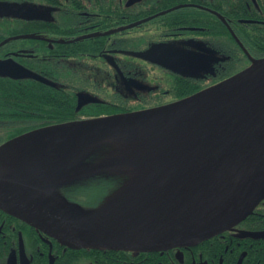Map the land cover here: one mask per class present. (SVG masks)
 <instances>
[{
  "label": "flooded vegetation",
  "instance_id": "1",
  "mask_svg": "<svg viewBox=\"0 0 264 264\" xmlns=\"http://www.w3.org/2000/svg\"><path fill=\"white\" fill-rule=\"evenodd\" d=\"M263 58L264 0H0V145L165 105ZM0 264H264V197L223 231L154 251L73 248L0 207Z\"/></svg>",
  "mask_w": 264,
  "mask_h": 264
},
{
  "label": "water",
  "instance_id": "2",
  "mask_svg": "<svg viewBox=\"0 0 264 264\" xmlns=\"http://www.w3.org/2000/svg\"><path fill=\"white\" fill-rule=\"evenodd\" d=\"M162 130L180 131L181 139L143 179L133 155H121L119 139ZM106 143L111 148L100 151ZM55 152L38 165L13 166ZM107 173L121 175L123 185L97 207L58 191ZM263 197L264 58L165 105L71 120L0 145V207L73 248L154 251L194 244L237 223Z\"/></svg>",
  "mask_w": 264,
  "mask_h": 264
},
{
  "label": "bare ground",
  "instance_id": "3",
  "mask_svg": "<svg viewBox=\"0 0 264 264\" xmlns=\"http://www.w3.org/2000/svg\"><path fill=\"white\" fill-rule=\"evenodd\" d=\"M181 132L176 131H156V132H144L128 137L127 141L130 146L137 150V154H134L132 157V164L143 171V175L140 177L146 179L150 177L148 169L154 168L156 165L162 166V159L167 152L169 146L174 144V140L179 141L181 139ZM57 152L55 153H46L40 156L26 159L20 163H16L13 166H31L38 165L42 162L48 161L53 157H56ZM143 169V170H142ZM139 190H132L131 193H138Z\"/></svg>",
  "mask_w": 264,
  "mask_h": 264
},
{
  "label": "trees",
  "instance_id": "4",
  "mask_svg": "<svg viewBox=\"0 0 264 264\" xmlns=\"http://www.w3.org/2000/svg\"><path fill=\"white\" fill-rule=\"evenodd\" d=\"M109 145H111V143L104 144L103 146L100 147V151L104 152L109 150L111 148V146ZM97 152H99V150H97ZM97 152H95L96 156L98 155ZM98 156H102V155H98ZM93 177L95 178L94 181L92 183L85 184L83 187H81V189H76V188L68 189L63 191V194L62 193L61 194L67 200L75 198L84 206L88 208H94L101 205L107 199V197L99 198L101 194L99 193L100 191L101 192L107 191L114 183L117 184V189H119L123 185V183L121 182L122 180L121 175H117V174L111 175L107 173L104 175L102 174L93 175Z\"/></svg>",
  "mask_w": 264,
  "mask_h": 264
},
{
  "label": "rangeland",
  "instance_id": "5",
  "mask_svg": "<svg viewBox=\"0 0 264 264\" xmlns=\"http://www.w3.org/2000/svg\"><path fill=\"white\" fill-rule=\"evenodd\" d=\"M120 144H118L119 146H121V155L126 156V155H134L137 154V150H134L130 144L128 143L127 140L121 138L119 139ZM131 166V165H129ZM117 189V184L114 183L113 185H111V187L107 190V191H103V192H99L100 197L99 198H105L108 197L112 192H114ZM98 194V193H97Z\"/></svg>",
  "mask_w": 264,
  "mask_h": 264
}]
</instances>
